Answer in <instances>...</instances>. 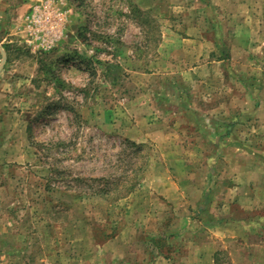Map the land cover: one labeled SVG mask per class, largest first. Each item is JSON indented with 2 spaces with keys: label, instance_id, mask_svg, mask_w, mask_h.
<instances>
[{
  "label": "rangeland",
  "instance_id": "1",
  "mask_svg": "<svg viewBox=\"0 0 264 264\" xmlns=\"http://www.w3.org/2000/svg\"><path fill=\"white\" fill-rule=\"evenodd\" d=\"M262 108L264 0H0V264H153L217 164L264 163ZM254 234L230 264H264Z\"/></svg>",
  "mask_w": 264,
  "mask_h": 264
},
{
  "label": "crops",
  "instance_id": "2",
  "mask_svg": "<svg viewBox=\"0 0 264 264\" xmlns=\"http://www.w3.org/2000/svg\"><path fill=\"white\" fill-rule=\"evenodd\" d=\"M194 43L196 48H202V43H200V41ZM197 50L191 53L196 55ZM197 64L203 65L204 60L201 61L199 58H195L193 65ZM223 112V109L216 112L217 121L222 119ZM252 112L255 113V110ZM233 125L234 123L229 127L232 128ZM221 141H219V143H221ZM252 159L256 160V158L250 157L252 164L240 166V169L237 172H233L231 168L232 166L230 165L228 166L229 169H227V166H225L226 170L221 168V166H223L222 162L216 165L218 169L214 170L213 168V172L210 171L213 178L209 179V183L212 185L208 188L205 187V192L203 193L199 206L197 207V213L199 215L198 219L201 220L203 226L200 227L199 230L193 232V238L190 236L185 239L182 238L181 242L176 244V238H179L181 234L185 232H179L177 227L173 230L166 229L165 231H162L161 228L160 232L153 233L152 236L144 238V240L146 239V242H148L147 246H151L150 251L153 250L151 255H153L154 260L156 261L153 262V264H190L189 261L192 259V254H195V260L198 261V264H230L231 253L227 250L226 243H233L234 248H239L244 252H247L249 251V248L248 246H242L239 243L240 237L247 238V235L252 236L256 233L264 238V213L261 215L256 214L255 218L249 217L251 218L250 221L244 219L248 217H235L237 216V209H244L255 203L254 198H257V196L254 191L261 189L262 191H259L258 193H264V183H261L263 185L259 184V186L255 187H252V184H245V177H250L259 171H263L264 173V163L262 161L257 163ZM214 177L217 178L216 181H213ZM222 177L223 180L220 181ZM211 192H213V194H210ZM218 193L224 195L228 194L230 195V199L222 197L217 200L215 195ZM169 201L170 200H168V202ZM225 208L230 209L231 216H218V214H215L216 210H218L219 213L220 210H224ZM246 211L249 215V210ZM262 211L264 212V208H262ZM188 217V214H183L184 222L186 221L185 223H188ZM170 221L174 224V222L168 218L166 226L168 225L169 228L171 226ZM182 228L185 227L183 226ZM255 228H257V232H255ZM110 238H106V240H109ZM173 240L176 245H174ZM258 247H260V245ZM233 264H235L234 261Z\"/></svg>",
  "mask_w": 264,
  "mask_h": 264
},
{
  "label": "trees",
  "instance_id": "3",
  "mask_svg": "<svg viewBox=\"0 0 264 264\" xmlns=\"http://www.w3.org/2000/svg\"><path fill=\"white\" fill-rule=\"evenodd\" d=\"M134 6V9L132 10L134 13L139 14L140 10L138 9V7L135 6V4H132Z\"/></svg>",
  "mask_w": 264,
  "mask_h": 264
}]
</instances>
